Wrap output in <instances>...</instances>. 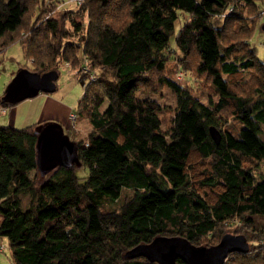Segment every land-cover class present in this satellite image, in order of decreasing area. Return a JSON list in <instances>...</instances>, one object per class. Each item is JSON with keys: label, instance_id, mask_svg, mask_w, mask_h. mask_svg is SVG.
<instances>
[{"label": "trees", "instance_id": "1", "mask_svg": "<svg viewBox=\"0 0 264 264\" xmlns=\"http://www.w3.org/2000/svg\"><path fill=\"white\" fill-rule=\"evenodd\" d=\"M263 9L264 0H0V51L19 41L31 63L19 67L88 66L73 109L88 123L71 137L79 163L41 174L45 121L0 123V234L12 264H162L125 252L159 233L211 244L232 219L249 248L223 264H264V175L253 171L264 165V58L250 41ZM175 72L217 98L200 100ZM163 87L173 102L137 94Z\"/></svg>", "mask_w": 264, "mask_h": 264}, {"label": "water", "instance_id": "2", "mask_svg": "<svg viewBox=\"0 0 264 264\" xmlns=\"http://www.w3.org/2000/svg\"><path fill=\"white\" fill-rule=\"evenodd\" d=\"M264 30V17L260 22ZM58 71L50 68L38 71L26 66L18 67L5 85L1 100L15 103L39 91H52L56 88ZM209 133L218 142L220 129L209 125ZM36 137V164L41 174H45L58 164L79 163L77 141L64 131L56 121H45L38 126ZM249 242L241 232L225 231L218 241L205 244L194 243L180 233L154 235L150 240L139 242L126 250L128 256L144 255L162 264H223L230 251L247 250ZM181 258L184 263L177 261Z\"/></svg>", "mask_w": 264, "mask_h": 264}, {"label": "rangeland", "instance_id": "3", "mask_svg": "<svg viewBox=\"0 0 264 264\" xmlns=\"http://www.w3.org/2000/svg\"><path fill=\"white\" fill-rule=\"evenodd\" d=\"M186 16L187 13L183 11L179 12V17L175 20V31L179 28L180 23ZM250 41L252 45L255 47L258 56L264 58V30L260 26L256 27L253 30L250 37ZM23 64L31 66L30 60L27 59L23 54L22 47L19 41H14L10 43L8 46H6L3 50L0 51V94L2 93L5 85L10 80V78L17 70V68ZM58 70L59 73L56 79L57 80L56 89L52 91H43L40 92L39 94L37 93L36 95L25 97L17 101V103H12L7 105L10 111L11 109H13L15 105L13 119L9 120L11 124H14V126H24L26 124L33 123L35 121H56L63 126L65 132L69 133L71 131L72 134L69 133L71 135L70 137H72V135L80 137L82 134L84 135L86 133L88 127L81 122L83 119L80 120L79 118L76 119L71 118L70 112H72V110L75 109L76 101L81 91L83 90L84 84L87 81V77H85V75L83 74H79V72L75 68L70 67L64 61L58 63ZM177 70L178 69H176V71ZM174 77L179 83L186 86L195 96H197L200 100L204 102H208L209 97H213V99L217 98L216 94L208 93L209 88L201 80L195 77V75L192 74L191 72H183V77L179 76V72L177 74L175 72ZM137 94L155 96L163 103L174 101L173 93L167 87H163L161 90L156 92L147 91L145 89H137ZM50 97H53L56 100H62L67 106L69 105L73 106V108L72 107L69 108L68 115L66 114L63 119L61 117L57 118L56 116L58 115H55V113H53L56 112V109L54 108L55 106H53V108L50 111H48L50 112V115L48 114V112L42 111L44 105L49 100L53 101V98ZM53 103L55 102L53 101ZM106 104L107 101H104L103 106H105ZM8 111L6 112V114H4V116L3 114L0 113V121L8 122L9 119ZM77 128L80 130H78ZM76 130L80 132L75 134L74 131ZM253 171L257 177L264 175L263 163L259 162V164L253 169ZM76 173L80 177H82L83 175H85V173H87V167L83 164H78L76 166ZM130 193H131V189L128 188H123L121 192L122 195L130 194ZM27 202H28V195L23 194L22 203L26 205ZM113 205L115 204L108 205V207H112ZM229 222H232L231 230L229 231L241 232L239 231V229L238 231H236V228L235 231L232 230V227L234 225V219H232ZM235 224H236V219H235ZM0 243H3L4 245V248L0 250V264H12L7 237L3 234H0ZM225 260L228 261V259Z\"/></svg>", "mask_w": 264, "mask_h": 264}, {"label": "crops", "instance_id": "4", "mask_svg": "<svg viewBox=\"0 0 264 264\" xmlns=\"http://www.w3.org/2000/svg\"><path fill=\"white\" fill-rule=\"evenodd\" d=\"M56 87H57V80H56ZM56 89V88H55ZM3 92V91H2ZM40 92H43V91H39L38 92V94L40 93ZM81 93H82V91H81ZM80 93V94H81ZM43 94H45V93H43ZM1 95V94H0ZM36 95V94H35ZM80 96V95H79ZM50 98H53V97H50ZM53 101L55 102V103H53ZM53 101H48L45 105H44V110L42 109V111L43 112H48V111H50L52 108H53V106H55L54 108L56 109V112H53V113H55V115H58V116H56L57 118L58 117H61L62 119L64 118V116L67 114L68 115V111H69V108L70 107H72L73 108V106L72 105H69V106H67L62 100H56L55 98H53ZM15 103H17V102H15ZM12 104V103H11ZM7 105H9V104H5V105H3V104H1V102H0V113L1 114H3V116H4V114H6V112L8 111V109H9V107H7ZM13 107V106H12ZM14 110H15V105H14V107H13V109H11V111H10V109H9V111H8V117H9V119H8V122H2V121H0V123H3V124H6V123H9V124H11V122H9V120L10 119H13V114H14ZM10 112V113H9ZM48 114L50 115V112H48ZM12 117V118H11ZM82 123H84L87 127H88V123H87V121L86 120H82L81 121ZM80 122V123H81ZM12 125H14V124H12ZM83 125V124H82ZM64 129V128H63ZM65 131V130H64ZM68 133V132H67ZM69 133H71V131L69 132ZM72 134V133H71Z\"/></svg>", "mask_w": 264, "mask_h": 264}, {"label": "built area", "instance_id": "5", "mask_svg": "<svg viewBox=\"0 0 264 264\" xmlns=\"http://www.w3.org/2000/svg\"><path fill=\"white\" fill-rule=\"evenodd\" d=\"M81 0H77V2H80ZM262 12H263V15H264V9L262 10ZM88 69V66L86 65V64H83L82 66H81V68L80 69H76L79 73H84V71H86ZM180 74V73H179ZM180 76V75H179ZM90 77L92 78V77H94V75L91 73L90 74ZM70 116H71V118H75V112L72 110V112H70ZM3 243H0V249L1 248H3Z\"/></svg>", "mask_w": 264, "mask_h": 264}]
</instances>
